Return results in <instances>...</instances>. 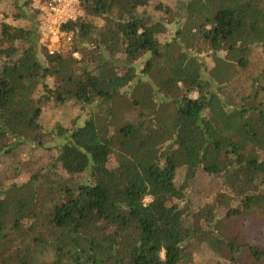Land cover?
Segmentation results:
<instances>
[{"label": "trees", "instance_id": "trees-1", "mask_svg": "<svg viewBox=\"0 0 264 264\" xmlns=\"http://www.w3.org/2000/svg\"><path fill=\"white\" fill-rule=\"evenodd\" d=\"M32 1L0 0V264H264L233 213L264 214V0H81L63 55Z\"/></svg>", "mask_w": 264, "mask_h": 264}, {"label": "built area", "instance_id": "built-area-1", "mask_svg": "<svg viewBox=\"0 0 264 264\" xmlns=\"http://www.w3.org/2000/svg\"><path fill=\"white\" fill-rule=\"evenodd\" d=\"M37 13L39 43L48 54H65L71 48L72 33L64 24L82 15L81 0H33ZM72 55L78 56L77 51Z\"/></svg>", "mask_w": 264, "mask_h": 264}, {"label": "rangeland", "instance_id": "rangeland-1", "mask_svg": "<svg viewBox=\"0 0 264 264\" xmlns=\"http://www.w3.org/2000/svg\"><path fill=\"white\" fill-rule=\"evenodd\" d=\"M257 2H258V0H257ZM0 12H2V11H0ZM173 27H174V25H173ZM173 30H174V28H173ZM255 36L259 37L261 40L264 39V19L261 21L260 27L258 28V30L255 31ZM246 42H248L247 39L245 41H243L242 43H246ZM18 89L20 91L16 97H18L23 102V100L21 99V95L23 94L24 89H21V88H18ZM192 96L196 97V93H193ZM208 111H210V110L206 109L207 113H208ZM10 125H12V127H15L18 131H20L19 128H20L21 124L19 125V123L16 120H13L10 123ZM226 134H228V132H226ZM22 145H23V148L21 150V157H25L29 151L41 152L40 149H37V147L35 145H33L32 143H30L29 141L23 143ZM144 200L148 201L149 196H146ZM233 213L235 215H238L241 218H243L245 223H248L246 226L245 233H243V234H245L247 236L251 235L253 237H257L260 235L261 228L263 227V225H259L258 222L261 223V221H259V220L264 218V214H262V212L260 213V211H259V213H253L250 215V213L247 209L240 208ZM254 215H256V216H254ZM195 255L197 256L196 253H195ZM197 262H198V258L193 256V258L187 264H194Z\"/></svg>", "mask_w": 264, "mask_h": 264}]
</instances>
